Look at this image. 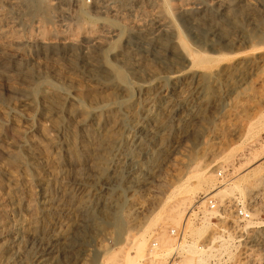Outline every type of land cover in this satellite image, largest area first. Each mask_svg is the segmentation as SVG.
I'll list each match as a JSON object with an SVG mask.
<instances>
[{
	"label": "rangeland",
	"instance_id": "1",
	"mask_svg": "<svg viewBox=\"0 0 264 264\" xmlns=\"http://www.w3.org/2000/svg\"><path fill=\"white\" fill-rule=\"evenodd\" d=\"M202 195L250 211L227 264H264V0H0V264H111L129 231L165 260Z\"/></svg>",
	"mask_w": 264,
	"mask_h": 264
},
{
	"label": "built area",
	"instance_id": "2",
	"mask_svg": "<svg viewBox=\"0 0 264 264\" xmlns=\"http://www.w3.org/2000/svg\"><path fill=\"white\" fill-rule=\"evenodd\" d=\"M221 177V174L218 173ZM251 220L250 211L236 198L218 202L210 195H202L196 204L186 213L185 219L178 227H171L167 235L171 238L169 252L164 264H184L186 261L187 248L194 243L195 257L199 258L204 252V263L227 264L231 263L233 255L237 251V245L242 237L240 226ZM208 222L216 231L214 237L208 236L196 243L189 240L187 228L191 225ZM247 228L246 226L244 227ZM159 232V231H158ZM156 232V233H158ZM244 233H246L244 231ZM159 249V243L153 238L149 242V256ZM228 250V251H227ZM198 258L191 264H198ZM203 263V264H204Z\"/></svg>",
	"mask_w": 264,
	"mask_h": 264
},
{
	"label": "bare ground",
	"instance_id": "3",
	"mask_svg": "<svg viewBox=\"0 0 264 264\" xmlns=\"http://www.w3.org/2000/svg\"><path fill=\"white\" fill-rule=\"evenodd\" d=\"M114 2V1H113ZM112 2V3H113ZM110 6V5H109ZM98 7V6H97ZM136 127V126H133ZM209 165V164H208ZM207 165V167H208ZM197 174V173H196ZM230 183V182H229ZM229 183L227 184V187H225L224 189H216L215 192L212 194V196L217 193L220 192L222 194H225L227 192L229 188ZM260 183V182H259ZM236 190V189H235ZM238 190V189H237ZM174 191V190H173ZM179 191V190H178ZM177 191V192H178ZM187 193V192H186ZM172 194V193H171ZM177 196V195H176ZM186 196V195H185ZM181 198V197H180ZM185 204V201H181V202H175L172 205H170L167 210H166V222H170L176 226L179 225L181 216H182V210H180V208L182 207L181 205ZM133 208V207H132ZM131 215V214H130ZM129 216V215H128ZM133 216V215H132ZM131 216V218H132ZM117 218V217H116ZM130 218V217H128ZM118 219V218H117ZM91 223H93L91 221ZM94 224V223H93ZM121 222L119 220L114 219L113 220V224L117 229H120L121 226ZM208 222L207 224H203L202 228L207 227L208 226ZM134 225V224H133ZM129 228V227H128ZM130 232V231H129ZM128 232L127 236L124 239V245L122 244L120 248V250L118 249V254L110 257L109 258V262H111V264H133L136 260L142 259L144 260L145 264H163L164 261V257L160 254V252L158 253L157 251L160 250V248L152 255L149 256L145 255L144 253V244L146 242V239L143 236V232L138 233V234H130ZM204 232V231H203ZM203 232L201 234H203ZM156 240H159V237H156ZM166 240V239H165ZM169 239H167L166 241H168ZM9 243V242H8ZM195 247L194 243L192 245H190L187 248V252H194L195 250H193ZM254 248V247H252ZM129 249H133L135 252L134 257H131L128 253ZM148 251H149V246H148ZM105 254V253H104ZM115 254V253H114ZM113 254V255H114ZM198 255V254H197ZM111 256V255H109ZM148 256V257H147ZM200 260H201V256H200ZM202 261V260H201ZM200 261V263H201ZM105 262V261H104Z\"/></svg>",
	"mask_w": 264,
	"mask_h": 264
}]
</instances>
